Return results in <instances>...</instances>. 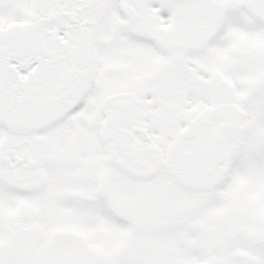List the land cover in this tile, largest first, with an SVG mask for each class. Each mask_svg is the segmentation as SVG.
Masks as SVG:
<instances>
[{"label": "snow or ice", "instance_id": "snow-or-ice-1", "mask_svg": "<svg viewBox=\"0 0 264 264\" xmlns=\"http://www.w3.org/2000/svg\"><path fill=\"white\" fill-rule=\"evenodd\" d=\"M0 264H264V0H0Z\"/></svg>", "mask_w": 264, "mask_h": 264}]
</instances>
